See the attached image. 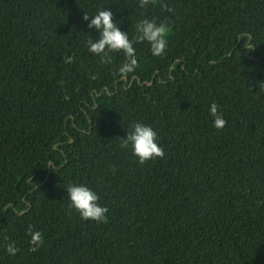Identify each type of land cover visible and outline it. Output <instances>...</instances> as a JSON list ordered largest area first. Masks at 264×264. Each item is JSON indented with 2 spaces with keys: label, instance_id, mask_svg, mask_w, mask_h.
Here are the masks:
<instances>
[{
  "label": "trees",
  "instance_id": "1",
  "mask_svg": "<svg viewBox=\"0 0 264 264\" xmlns=\"http://www.w3.org/2000/svg\"><path fill=\"white\" fill-rule=\"evenodd\" d=\"M104 8L130 40L166 21L164 55L134 43L121 76L122 54H89L83 16ZM130 122L163 157L122 147ZM69 183L106 222L80 219ZM0 264H264V0H0Z\"/></svg>",
  "mask_w": 264,
  "mask_h": 264
},
{
  "label": "clouds",
  "instance_id": "2",
  "mask_svg": "<svg viewBox=\"0 0 264 264\" xmlns=\"http://www.w3.org/2000/svg\"><path fill=\"white\" fill-rule=\"evenodd\" d=\"M139 2L141 7H145L149 0H139ZM168 11L171 12L172 9L169 8ZM113 16V12L107 8L97 9L92 15L84 13L83 19L87 21V27L94 29L98 34L95 37L89 35L85 41L89 54L99 57L102 63L111 62L110 53L122 54L124 62L118 67V73L121 76L133 73L137 67L134 43L146 44L153 57L164 55L167 47L166 38L170 31L166 21L157 22L155 19H140L135 27L136 35L133 40H130L127 32L121 31L120 23L114 20ZM246 36V33H240L238 38H246ZM72 61L71 55L64 58L65 63ZM92 78L95 79L94 76ZM208 116L215 129L219 130L224 127L226 122L214 102L208 107ZM121 144L122 147L130 149L131 154L140 164L161 158L164 154L162 147L158 144L157 131L148 124L130 122ZM63 189L67 194L68 206L78 213L81 220L97 223L106 222L108 209L101 206L96 191L85 184L74 183L67 184ZM27 234L30 237V251H36L43 242L42 234L39 231H33L31 225L27 228ZM4 251L11 257L15 256L18 248L15 242H9L4 245Z\"/></svg>",
  "mask_w": 264,
  "mask_h": 264
}]
</instances>
